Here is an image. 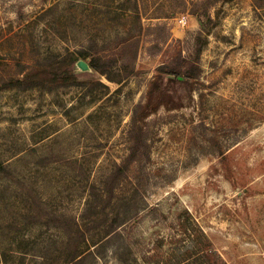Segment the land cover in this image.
<instances>
[{
	"label": "rangeland",
	"instance_id": "1",
	"mask_svg": "<svg viewBox=\"0 0 264 264\" xmlns=\"http://www.w3.org/2000/svg\"><path fill=\"white\" fill-rule=\"evenodd\" d=\"M75 251L264 264V0H0V264Z\"/></svg>",
	"mask_w": 264,
	"mask_h": 264
},
{
	"label": "trees",
	"instance_id": "2",
	"mask_svg": "<svg viewBox=\"0 0 264 264\" xmlns=\"http://www.w3.org/2000/svg\"><path fill=\"white\" fill-rule=\"evenodd\" d=\"M82 58L87 62V64L91 68L101 73H105L106 68L109 66L108 65L109 62L107 60H104L99 55L83 54ZM130 130H132V132L135 131L134 134L132 135V138L130 137V149L132 151V156L130 157V159H127L126 163H123L119 166L117 173L120 175L117 174L118 176H121V174L125 175V177L128 176L129 166L139 160V159L137 160L138 155L136 154L141 150L142 145L145 146L144 143H146L144 139L143 141H141V139L137 137L138 133L142 132V127L140 128L135 117H133L132 119V128L130 127ZM142 137H144V134L142 135ZM143 160L144 159L141 157L140 162ZM117 227H118V223L117 221H115L109 229V235L113 233ZM100 246L103 247L104 243H101ZM90 253L91 252H88V253L81 252L80 253L79 251H75V253H72L69 257H67L66 262L67 264L81 263L85 259L87 254H90Z\"/></svg>",
	"mask_w": 264,
	"mask_h": 264
},
{
	"label": "built area",
	"instance_id": "3",
	"mask_svg": "<svg viewBox=\"0 0 264 264\" xmlns=\"http://www.w3.org/2000/svg\"><path fill=\"white\" fill-rule=\"evenodd\" d=\"M181 22L185 24V20H181Z\"/></svg>",
	"mask_w": 264,
	"mask_h": 264
}]
</instances>
